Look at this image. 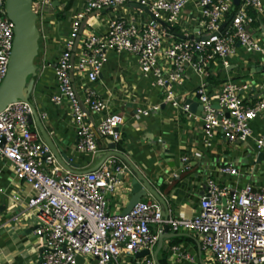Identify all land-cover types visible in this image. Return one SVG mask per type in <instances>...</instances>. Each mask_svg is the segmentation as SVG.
Segmentation results:
<instances>
[{
	"label": "built area",
	"instance_id": "obj_1",
	"mask_svg": "<svg viewBox=\"0 0 264 264\" xmlns=\"http://www.w3.org/2000/svg\"><path fill=\"white\" fill-rule=\"evenodd\" d=\"M5 1L0 0V84L7 73L14 36ZM127 1L85 0L83 9L72 18L56 59L55 93L49 100L68 109L77 139L76 151L96 154L98 137L114 144L121 140L122 116L109 111V100L92 85L98 81L109 53H127L135 58L141 75L152 79V86L161 91L165 103L180 109L187 118L201 120L203 146L211 148L218 134L230 144L252 142L253 156L247 165L224 163L218 173L257 178L258 182L248 180L238 190L208 177L198 210L190 218H176L169 213L163 218L157 201H141L123 216L112 214L107 195L116 191V174L123 172L124 164L109 157L93 172L62 173L36 127L28 123L29 106L22 101L12 103L0 112V159L8 161L14 179L30 189L25 206L37 220L34 234L43 241L40 264H77L78 257H88L94 264H129L126 257L144 250L149 255L142 258V264H156L151 249L165 226L174 233L183 230L196 235L214 264H264V167H260L264 161L257 163L264 153V133L255 136L252 129V123L264 117V95L250 102L242 95L248 85L230 80L211 94L206 82L211 61L218 60L227 68L237 45L247 53L263 54L264 63V49L247 31L248 11L264 14V0H239L237 6L234 0H198L202 34L198 33V38L176 40L172 34L189 0H141L140 5L153 15L145 23L115 18L107 23L103 34L81 31L91 13L121 7ZM50 3L32 2L31 10L37 16L36 23L39 21V41L46 40L45 13ZM41 55L39 69L44 70L49 65L44 50ZM187 70L199 77L195 90L202 109L199 117L189 112V105L180 101L175 91L182 86ZM74 77L82 78L86 85L76 88ZM152 110H158V106ZM149 111L136 109V114L147 116ZM102 113L94 126L89 116ZM182 162L187 164L188 159ZM153 225L156 234L151 230ZM168 251L170 260L197 264L182 246L173 245Z\"/></svg>",
	"mask_w": 264,
	"mask_h": 264
},
{
	"label": "crops",
	"instance_id": "obj_2",
	"mask_svg": "<svg viewBox=\"0 0 264 264\" xmlns=\"http://www.w3.org/2000/svg\"><path fill=\"white\" fill-rule=\"evenodd\" d=\"M140 1L128 0L121 7L91 13L83 21L81 31L103 34L107 23L115 18L145 23L151 16L144 11L145 7L140 5ZM197 2L198 0H189L183 9L180 22L172 29L176 40L199 37L201 26ZM84 3L85 0H51L46 9V40L43 43L45 61L49 66L41 70L39 64L30 97L44 130L60 146L62 153L69 158L68 165L72 164L71 168L75 171H84L98 165L102 157L111 151L113 143L109 139L98 137L96 154L77 152L75 129L68 109L65 105H53L49 100L55 93L53 69L56 59L69 32L72 18L83 9ZM248 16L250 22L247 31L264 49V14L249 10ZM73 80L78 89L86 85L82 78L74 77ZM228 80L247 84L249 89L242 95L250 102L264 95L263 54L247 53L237 45L235 54L228 59L227 68H223L218 60L211 61L206 79L208 93H216ZM198 82L199 77L187 70L182 86L175 89L180 101L195 99ZM92 88L102 98L109 100L110 112L118 113L123 118L121 140L115 144V151L122 153L135 167L149 174L153 188L165 197L171 216L190 218L195 215L208 177L238 190L248 180L258 182L257 178L230 177L218 173L219 166L224 163L237 167L247 165L253 156V143L230 144L218 134L211 148L203 146L201 120L187 118L180 109L165 103L161 91L152 86V79L141 75L132 55L109 53L108 61ZM78 93L82 97L81 91ZM155 106H158V110H152ZM136 109L150 111L147 116H141L136 114ZM103 115L104 113L91 114L89 121L95 126ZM194 115L200 116L196 113ZM252 129L255 136L263 135L264 117L255 120ZM183 158L188 159L187 164L182 162ZM121 162L126 167L122 160ZM59 167L62 173L69 172L61 165ZM29 191L26 184L14 179L9 162L0 159V264L39 261L43 241L34 234L37 220L25 206ZM15 196L19 200H13L12 197ZM128 199L127 191L117 185L116 191L107 195L109 212L120 214ZM142 201L155 200L148 195ZM160 207L162 209L161 205ZM151 230L154 234L157 233L156 226H151ZM157 243L158 240L151 249L153 258ZM173 245L182 246L195 257L197 264H214L211 256L201 249L196 235L183 230L174 233L170 229L168 234H164L162 247L156 255L159 264L162 260H165V264H184L178 260H170L168 249ZM125 259L129 264H142V258L130 256ZM77 264H94V261L88 257H78Z\"/></svg>",
	"mask_w": 264,
	"mask_h": 264
},
{
	"label": "water",
	"instance_id": "obj_3",
	"mask_svg": "<svg viewBox=\"0 0 264 264\" xmlns=\"http://www.w3.org/2000/svg\"><path fill=\"white\" fill-rule=\"evenodd\" d=\"M32 2L33 0L5 1L6 16L14 24V36L7 73L0 84V112L12 103L18 101L26 103L31 111L28 123L36 127L38 134L49 147L58 164L70 173L83 174L93 172L109 157H116L120 161L122 160L126 164V167L122 173L116 174V177L119 180L118 187L124 188L127 191L129 199L120 215H126L135 204L141 202L144 197L149 195L162 206L163 218H166L168 216V205L165 197L153 188L147 172L135 167L122 153L115 151L114 143L110 146L111 151L102 157L98 165L84 171H75L71 168L72 164L68 165L69 158L62 153L60 146L44 130L37 110L30 99L38 70V66L34 63V60L38 56L40 38L36 25L37 16L31 10ZM234 4L237 6L239 0H234ZM144 11L153 17L146 7ZM158 22L164 26L162 21ZM184 103L189 105L190 113L200 115L202 109L197 102V96L194 100L188 99ZM262 160L264 161V153L258 156L257 163H260ZM114 168L112 167V171ZM155 178L158 179L159 177ZM163 233L168 234L167 226L164 227ZM164 234L158 237L157 248L154 252L156 264H159L156 255L162 247ZM43 251V249L40 251V255ZM147 255H149V251L144 250L137 253L134 257L143 258ZM36 264H40V260Z\"/></svg>",
	"mask_w": 264,
	"mask_h": 264
},
{
	"label": "rangeland",
	"instance_id": "obj_4",
	"mask_svg": "<svg viewBox=\"0 0 264 264\" xmlns=\"http://www.w3.org/2000/svg\"><path fill=\"white\" fill-rule=\"evenodd\" d=\"M39 17H40V15H38ZM45 21H47V17H46V13H45ZM36 25H37V27H39V21H38V23H36ZM47 26V25H46ZM175 27V26H174ZM64 35H65V33H64ZM43 40L42 41H40L39 42V50H38V56L35 58V60H34V63L38 66L39 64H41V54H42V52H43ZM50 48V47H49ZM49 51V53H50V49L48 50ZM47 52V51H46ZM249 163V162H248ZM260 167L261 168H263L264 167V165H263V163H262V165H260Z\"/></svg>",
	"mask_w": 264,
	"mask_h": 264
},
{
	"label": "trees",
	"instance_id": "obj_5",
	"mask_svg": "<svg viewBox=\"0 0 264 264\" xmlns=\"http://www.w3.org/2000/svg\"><path fill=\"white\" fill-rule=\"evenodd\" d=\"M238 7H235V9H237ZM40 42V41H39ZM161 264H165V260H162L161 262H160Z\"/></svg>",
	"mask_w": 264,
	"mask_h": 264
}]
</instances>
